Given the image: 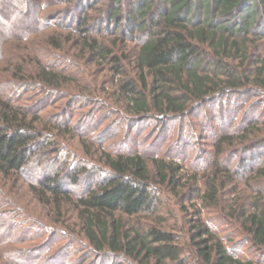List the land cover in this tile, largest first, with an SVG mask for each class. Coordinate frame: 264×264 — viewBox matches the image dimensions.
I'll return each instance as SVG.
<instances>
[{
  "label": "trees",
  "instance_id": "1",
  "mask_svg": "<svg viewBox=\"0 0 264 264\" xmlns=\"http://www.w3.org/2000/svg\"><path fill=\"white\" fill-rule=\"evenodd\" d=\"M122 1L110 0L102 22L90 13L98 0H0V231L5 227L14 244L28 240L22 220L8 214L18 211L13 195L36 163L49 169L28 181L27 194L49 222L28 216L41 225L36 235L81 248L72 264H264V159L242 176L239 170L264 157V118L249 112L235 120L239 104L256 98L247 111L264 105V0H130L127 14ZM49 3L58 14L74 11L75 24L50 30ZM91 72L98 86L83 84L80 77ZM75 105L99 113L62 122L67 116L59 114ZM201 115L206 128L220 119L236 130L220 126L207 165L196 160L190 169L185 147L166 146L167 131L178 125L176 138L186 128L193 138L199 123L191 119ZM111 116L121 121L100 129ZM124 123L126 141L109 150L103 139ZM149 124L156 140L135 150ZM80 129L98 133L78 146L72 134ZM69 146L76 162L62 159ZM95 178L78 195L69 188ZM206 211L239 241L221 236ZM4 238L0 252L17 264L26 249L6 248ZM247 242L256 250L251 258L237 253Z\"/></svg>",
  "mask_w": 264,
  "mask_h": 264
},
{
  "label": "rangeland",
  "instance_id": "2",
  "mask_svg": "<svg viewBox=\"0 0 264 264\" xmlns=\"http://www.w3.org/2000/svg\"><path fill=\"white\" fill-rule=\"evenodd\" d=\"M129 1L130 0H123L122 1L123 2L122 3L123 14H127V12H128ZM109 4H110V0H98V4H96V7L99 10L90 11L91 15H93L94 17L100 16L99 18H101V19H99V20L104 22L105 20L103 19V17L105 16V13L108 11V9L110 7ZM48 5L50 8H49V10L47 9L46 12L47 13L51 12V16L49 18L53 24L50 26V30H52V28H55L54 26L57 25V23L64 24L65 26L66 25L67 26L68 25L73 26L75 24V21H76L75 18L77 16H76V13H74V11L64 12L63 14H58V13H55V10L57 8H60V7H58L57 5H52V4L50 5V3ZM52 13H54V14H52ZM97 20H98V18H96V21L94 20L95 22L93 21V23H94L93 31L94 32L96 30H99L98 27H99L100 23H99V20L98 21ZM122 27L123 28L127 27L126 21H123ZM110 33H112L110 31V28L108 29L107 24L103 23V29H102L101 36L104 38H108V36L111 35ZM114 36H112L113 38H111V39H114ZM134 39H135L134 37L128 38L126 41L127 44L133 46L134 43L136 42V41H134ZM97 73L104 75L105 72H104V70H100ZM95 75L96 74H94L93 72H91L90 74L85 73V76H81L80 78L83 80V84L87 83V85H88V83H89L91 85L98 86V84L95 81L96 80ZM107 86L109 87V84H107ZM253 101L255 102L256 98H251L247 103H245L243 105L239 104L238 110L240 111V113H239V111L237 112V115L235 117L236 121L239 119V117L242 118V115L248 114L249 112H250L249 114L253 115L254 118H257V117L264 118V105H263V103H261V105L255 106L253 109H251V111L250 110L247 111L248 105ZM58 103H59V106L61 104L64 105L65 100L58 102ZM51 109H53V108H51ZM60 110H57V111H60ZM92 110H93V112H92ZM89 111H91V113H93L95 115H98V113H99V112L95 111V108H92V109L86 108V107L81 108L78 105H75L72 108H69V107L66 108L59 115L63 114L64 116L65 115L67 116V118L64 117V120H62V122L68 121L69 120L68 117L70 116V120H72L74 123L75 119L77 120L80 118V115L82 112L84 113V112H89ZM64 112H66L67 114H64ZM221 115H223V114L220 113L219 117H221ZM205 116L206 115H201L199 117H195V118L191 119V121H193L194 123H197V124L199 123V126H197L195 129V133H194L193 138L187 136L189 134L188 133L189 130H187L188 128H186V130L184 131V136L181 139L176 138L175 135L177 133H179L178 130L181 129L178 127V125L175 127H169L168 131H167L169 138H167L168 141L166 142V146L171 145V144L174 145L175 143H178L183 148L185 147V150L187 152L186 155L184 156V158L186 159L185 164L190 169H191L192 164L195 165L196 160H197V165L202 166V168L207 165V162L209 159L208 155H207V150L211 149L212 139H213L214 135L218 132V130H219L218 128H220V126H221V129L224 128V131L234 132L236 130V128L234 126H232L231 124L224 123L221 125V123L219 122L220 119H217L215 121V123L214 122L211 123V127L213 125L214 129H211V127H209L210 129L206 128V127L201 125L202 121L206 120V118L204 119ZM114 120L121 121L119 118H117V116H111V117H109V119H107L104 122V124H102V126H100V129L106 130L108 123H110ZM125 128H126V123L121 124V125L119 124V129L115 133L107 134V136H106V134L105 135L102 134L103 136H106L103 139V144L109 150L115 151L116 148L118 149L119 148L118 143H120L121 140L126 141L127 137L124 135V130H126ZM152 129H153V125L149 124V126L147 127V130L141 136H139L137 138V142H139V143L141 142V145H139V147H133L134 143H132V144H130V147L125 146L124 149L127 151V150H129V148L131 149L132 147L135 150L136 149L141 150V149L145 148L146 145L150 144L153 140H156V138L158 136V135H156L157 133L155 131L153 133L151 132ZM104 132H106V131H102V133H104ZM97 133L91 131L88 134V132L82 131V129H80L78 132L72 134V136L74 137L72 139L73 140L72 143L76 144V145L78 144V146H79L80 139L86 138L87 136L93 137ZM149 133H151V135L148 136ZM134 139H135L134 136H130V139L128 141L131 142V141H134ZM64 142L69 144L71 141L70 142L64 141ZM71 148L72 147L69 146L66 149L62 150L61 152L63 155L62 159L67 156L68 161H70V163H73V162H76V160H74L75 158L73 159V156L71 155L72 154ZM254 153H256V155H254V157H258L259 150L257 152H254ZM263 159H264V157H262V158L258 157L256 159L252 160L251 163H249V161L248 162L246 161L244 164L241 165V167L239 169L240 170V176L244 175L247 171L250 170V168L260 167ZM48 169L49 168L46 165L39 166L36 163L34 165H31L30 169H28V171L26 172L25 177L22 179L21 184L23 186H21L22 190H20L22 192H19V194L17 196L15 194L14 195L12 194L13 196L17 197V199L19 200V203H21V205L18 208H16V210H18L17 212H15L14 210H11V212L8 215L10 216V218L16 219L15 221H21L22 220L21 227L23 226L25 229H27L29 231V233L27 234L28 240L21 242V243H18V244H14L15 239H13L12 237L9 238V232H7V229H5V227L0 231V234L5 235L4 239H6L7 241H4L3 242L4 244L2 243V245L5 246L6 248L7 247H14V245H15V247H17V248L19 247V248L26 249V255L25 256L22 255L21 259H16L17 264H41V262H43L44 259H46V257H48L52 254H55V256H57V258H56L57 264H72V261L76 260L75 257L82 255V251L79 250L81 248L75 244L74 245L69 244L68 240H66V239L61 240V238H54L53 241L49 242V238L47 237V236H49V234H45V235H41V236L36 235V232L40 231L41 225L31 221L32 218H30L28 216L31 212V215L32 214H35V215L38 214L39 216H41V218L43 220L48 221L47 219H45L44 216H42V213H40V212H42V210L35 212V210H34L35 208H32V205H30V204H32V201L31 202L29 201L30 196H28V194H27L28 193L27 192L28 181L34 182L40 174H42L44 171H47ZM97 183H98V180L96 178L92 179V180L87 179V180H83L79 184L73 185L69 188L73 194L78 195V193L80 191H84V189L87 185L91 184L93 186ZM10 189H11L10 191L12 193L13 188H10ZM26 194H27V197H26ZM177 203H178V201L176 202L174 200L172 202L175 209L178 210L177 213L181 217L182 213L180 212V207H179V204H177ZM160 212L166 213V207L165 206L161 207ZM204 218H206L208 223L210 225H212V227L214 229H216L217 231L220 232L221 236L231 235V237H233L232 239L235 242L239 241L238 239H240V237L238 236V234H234L233 232H231V229L229 227L226 226L225 228H223L222 226L219 225V223L211 220V213H208L206 211ZM181 220H182V218H181ZM47 231L50 232L49 228ZM14 235H15V237H20V235L17 232V229H15L14 233L12 234V236H14ZM232 239L230 238L229 240H232ZM235 242H233V243H235ZM227 245L230 248L232 247L231 242H227ZM1 248H2V246H0V249ZM237 253L239 254V256H241L243 258H251L253 255H255L256 250H252L249 246V243L247 242L238 250ZM7 256H6V254H4V253L2 254L0 252V264H9V259L7 258ZM27 261H28V263H26Z\"/></svg>",
  "mask_w": 264,
  "mask_h": 264
}]
</instances>
